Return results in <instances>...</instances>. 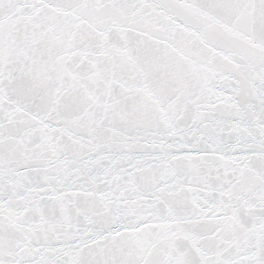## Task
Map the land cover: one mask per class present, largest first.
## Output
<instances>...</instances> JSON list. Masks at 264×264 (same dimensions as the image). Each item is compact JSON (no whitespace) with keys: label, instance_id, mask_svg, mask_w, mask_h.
<instances>
[{"label":"snow or ice","instance_id":"obj_1","mask_svg":"<svg viewBox=\"0 0 264 264\" xmlns=\"http://www.w3.org/2000/svg\"><path fill=\"white\" fill-rule=\"evenodd\" d=\"M0 264H264V0H0Z\"/></svg>","mask_w":264,"mask_h":264}]
</instances>
